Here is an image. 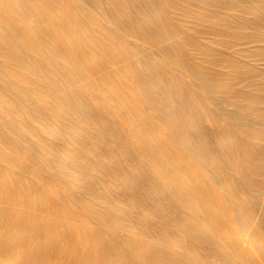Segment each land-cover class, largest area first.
<instances>
[{
    "label": "bare ground",
    "instance_id": "bare-ground-1",
    "mask_svg": "<svg viewBox=\"0 0 264 264\" xmlns=\"http://www.w3.org/2000/svg\"><path fill=\"white\" fill-rule=\"evenodd\" d=\"M201 1L0 0V264H264V0Z\"/></svg>",
    "mask_w": 264,
    "mask_h": 264
},
{
    "label": "rangeland",
    "instance_id": "rangeland-1",
    "mask_svg": "<svg viewBox=\"0 0 264 264\" xmlns=\"http://www.w3.org/2000/svg\"><path fill=\"white\" fill-rule=\"evenodd\" d=\"M173 1H175V2H178L177 4L179 5V6H182V7H185L186 5H187V3H186V1L184 0H173ZM240 1H242V0H240ZM201 3H203V1H201V0H192V3L189 5L190 6V8H192V11H191V13L193 14V17L195 16V17H197L198 15H199V13L197 12L198 11V4L200 5ZM186 4V5H185ZM194 7H197V9H195ZM186 8V7H185ZM179 8H177V10H178ZM178 11H180V10H178ZM169 14H170V16L171 17H175V15L177 14L176 13V9H175V12H172V11H169ZM245 15L246 16H248V17H251L252 16V13L251 12H248V13H245ZM177 19V18H176ZM180 20H182V22L180 21ZM178 24L180 25L181 24V26H185V28H189V30L190 29H192V27H196V25L197 26H199V25H201V24H199V23H191V21H189V20H183V19H179L178 21ZM195 26H194V25ZM250 29H253V28H251L250 27ZM200 37H202L204 40H208V41H210L211 43H213L214 41H212V40H210V38L209 37H207V36H211V35H213V34H208L207 36H206V34H201V33H197ZM206 36V37H205ZM215 44V43H214ZM216 45H218V44H216ZM190 46L188 45V44H183L182 45V51H183V53L187 56V57H191V52H193V53H195L194 51H192L191 50V48H189ZM217 66V65H216ZM215 66V67H216ZM188 77H190V76H186V78H187V80H189V81H191L192 80V77H190V78H188ZM204 92L205 93H207L208 91H207V89L206 88H204ZM206 123L207 124H212L210 121H206ZM167 137V136H166ZM168 138V137H167ZM226 142H229V141H226ZM65 157H67L68 159H71V158H73V156L72 155H70V154H68V155H66ZM218 165H220V169H227L221 162H219L218 163ZM86 183V182H85ZM124 190H126V188H124ZM134 228V230L136 229L137 230V227L135 228V227H133ZM72 256V255H71ZM74 258L76 259V261H73V262H68V263H66V264H91V262L93 263V260H94V255H93V253H87V256H85V261L86 262H82V259H80L81 257L80 256H78V255H75L74 256ZM78 258L80 259L79 261H78ZM95 264H104V263H102L101 261L100 262H95Z\"/></svg>",
    "mask_w": 264,
    "mask_h": 264
}]
</instances>
